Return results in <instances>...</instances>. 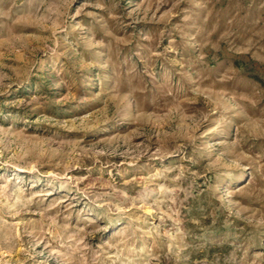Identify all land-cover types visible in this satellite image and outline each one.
I'll list each match as a JSON object with an SVG mask.
<instances>
[{"label": "rangeland", "instance_id": "obj_1", "mask_svg": "<svg viewBox=\"0 0 264 264\" xmlns=\"http://www.w3.org/2000/svg\"><path fill=\"white\" fill-rule=\"evenodd\" d=\"M0 264H264V0H0Z\"/></svg>", "mask_w": 264, "mask_h": 264}]
</instances>
